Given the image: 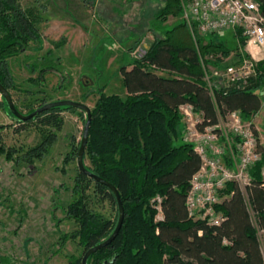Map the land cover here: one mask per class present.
Masks as SVG:
<instances>
[{
	"label": "trees",
	"instance_id": "trees-1",
	"mask_svg": "<svg viewBox=\"0 0 264 264\" xmlns=\"http://www.w3.org/2000/svg\"><path fill=\"white\" fill-rule=\"evenodd\" d=\"M30 1L40 4L36 3L38 0H0V83L8 91L16 89L8 59L39 38L38 13ZM255 1L264 18V0ZM180 12V0H164L155 17L166 20L180 16ZM235 35L238 43L244 45L239 32ZM230 51L224 40L195 41L187 25L180 21L163 37L154 39L128 66L119 68L124 98L107 95L103 88L98 90L83 161L87 159L89 163L85 164L87 170L116 188L124 218L116 237L91 254L86 264H264L250 215L252 211L258 228H264V179L260 175L264 148L259 147L262 159L250 170V185L241 189L229 182L221 192V201L215 208L225 219L219 225L188 218L185 206L189 180L200 160L189 144L179 142V106L191 104L202 113L204 125L216 124L219 117L234 110L244 120H251L261 106L256 91L264 87V58L256 61V74L242 89L225 91L217 83L209 92L203 65L217 64L219 57ZM158 71L168 76L159 75ZM1 101L4 107L6 103L2 98ZM14 105L21 112L15 101ZM67 109L72 107H54L21 122L4 107L20 126L37 121L56 130L62 125L59 112ZM42 149L40 145L29 153L38 156ZM75 180L73 190L79 192L78 196L63 211L77 228L68 236L62 234L60 240L76 239L82 252L70 256L67 264H81L84 251L107 239L117 222L114 194L79 170ZM90 188L94 196L115 208L114 220L103 219L89 209L85 192ZM156 195L162 197L160 222L154 221L156 212L150 205Z\"/></svg>",
	"mask_w": 264,
	"mask_h": 264
},
{
	"label": "rangeland",
	"instance_id": "rangeland-1",
	"mask_svg": "<svg viewBox=\"0 0 264 264\" xmlns=\"http://www.w3.org/2000/svg\"><path fill=\"white\" fill-rule=\"evenodd\" d=\"M72 1L38 0V5L30 1L38 13L39 38L7 61L16 87L9 93L22 113L64 99L92 109L100 88L107 95L124 98L119 68L128 66L166 30L187 22L183 11L178 17L156 18L164 0H74L81 4L79 13L59 11V3L66 6ZM198 38L224 40L231 49L217 64H208L209 70H223L248 56L232 30ZM256 94L262 109L252 122L259 133V146L264 148V87ZM4 107L0 97V264H67L70 256L82 252L76 239L60 240V236L77 228L63 210L79 193L73 190L78 171L75 151L86 116L79 109L62 110V125L56 130L37 121L20 126ZM47 137L52 138L43 144ZM40 145L43 149L38 156L29 153ZM84 163L89 164L87 159ZM85 193L92 212L114 220V207L94 196L91 188ZM250 215L264 257V235L252 211Z\"/></svg>",
	"mask_w": 264,
	"mask_h": 264
},
{
	"label": "built area",
	"instance_id": "built-area-1",
	"mask_svg": "<svg viewBox=\"0 0 264 264\" xmlns=\"http://www.w3.org/2000/svg\"><path fill=\"white\" fill-rule=\"evenodd\" d=\"M185 23L192 38L204 37L225 30L239 32L244 39L248 56L223 70L210 65L204 67V81L212 93L213 86L221 84L225 91L242 89L256 74V59L250 47L264 56V18L255 0H180ZM182 129L181 141L189 144L198 155L199 168L189 180L185 206L188 218L219 225L224 215L215 206L221 201V192L229 182L241 189L250 185V170L261 161L257 129L251 120H244L238 110L219 117L216 124L204 125L200 111L191 104L179 106ZM264 179V163L260 168ZM1 180V169H0ZM162 197L150 200L155 210V222L163 220ZM259 229V228H258ZM264 235V228L258 230Z\"/></svg>",
	"mask_w": 264,
	"mask_h": 264
},
{
	"label": "water",
	"instance_id": "water-1",
	"mask_svg": "<svg viewBox=\"0 0 264 264\" xmlns=\"http://www.w3.org/2000/svg\"><path fill=\"white\" fill-rule=\"evenodd\" d=\"M0 97L6 103L8 110L10 111V113L12 114V116L14 117V119L16 121L25 122V121L35 117L36 115H38L44 111H47L48 109H51L54 107H60V106H67V107L79 109L85 114V116H86L85 122H84L83 130H82V135H81L79 147H78L77 154H76L77 169L81 173H83V174L87 175L88 177H90L91 179H93L94 181L106 186L114 194L115 199H116V206H117V222H116V226H115L113 232L104 241H102V242H100L94 246H91L90 248H88L84 251V253L81 257V264H86L87 258L91 254H93V253L97 252L98 250L106 247L116 237V235H117V233H118V231L122 225L123 218H124L123 205H122V202L120 200V196H119L116 188L111 183L105 181L104 179L96 176L95 174H93L92 172L87 170V168L85 167V163L83 161V155H84L85 146H86L87 138H88V129H89L90 121H91V109L83 103L76 102L73 100L64 99V100H57V101H53V102L44 103L41 106L37 107L31 113L23 114L15 108L14 101H13L9 91L1 83H0Z\"/></svg>",
	"mask_w": 264,
	"mask_h": 264
},
{
	"label": "crops",
	"instance_id": "crops-1",
	"mask_svg": "<svg viewBox=\"0 0 264 264\" xmlns=\"http://www.w3.org/2000/svg\"><path fill=\"white\" fill-rule=\"evenodd\" d=\"M72 1V0H71ZM59 6V11L60 10H62V11H64V10H71V11H75V12H78L79 13V10L80 9H82V7H81V4H79L78 3V1H72L71 3H69V5H61V3H59L58 4ZM250 51L252 52V51H254V54H256L257 56H259L258 58H255L257 61L258 60H260V59H263L264 58V56L258 51V50H256V49H254V48H251L250 47ZM260 98V97H259ZM261 102V101H260ZM261 109H262V104H261V106H260V108H259V110L254 114L255 115V117H258V115H259V113H260V111H261ZM253 115V116H254ZM259 122H260V124H261V121H260V119H259ZM257 136H258V140L260 139V137H259V133H257ZM258 147H260V146H258ZM260 148H262V147H260ZM29 187V186H28ZM51 205V204H50ZM52 212H54V209H53V207L50 209Z\"/></svg>",
	"mask_w": 264,
	"mask_h": 264
}]
</instances>
